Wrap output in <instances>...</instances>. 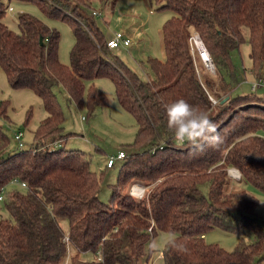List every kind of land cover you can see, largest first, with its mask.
<instances>
[{
  "label": "trees",
  "instance_id": "1",
  "mask_svg": "<svg viewBox=\"0 0 264 264\" xmlns=\"http://www.w3.org/2000/svg\"><path fill=\"white\" fill-rule=\"evenodd\" d=\"M12 1L0 0V68L13 88L35 92L48 115L31 148L9 150L0 127V264H150L161 232L173 236L163 252L166 264H263L261 202L242 185L264 192V96L258 89L233 92L243 76L261 77L264 0H154L173 14L162 28L166 57L145 62L155 75L148 80L108 47L111 37L94 15L95 3L119 0H19L71 24L76 44L70 66L60 60L61 33L41 19L23 12L20 31L9 27ZM194 31L204 39L215 73L195 61L189 41ZM245 44L250 63L240 79L233 55ZM100 78L113 80L121 105L137 120L134 146L143 149L120 160L109 202L100 197L101 178L90 155L65 146L72 133L65 132L55 91L63 86L69 102L94 113L110 105L94 84ZM178 99L218 125V148L191 155L187 143L176 144L165 107ZM7 109L0 101L1 116ZM232 168L240 171L239 180L230 176ZM139 181L148 185L141 199L128 191ZM15 182L26 185L13 187ZM216 228L240 237L234 251L206 241Z\"/></svg>",
  "mask_w": 264,
  "mask_h": 264
},
{
  "label": "rangeland",
  "instance_id": "2",
  "mask_svg": "<svg viewBox=\"0 0 264 264\" xmlns=\"http://www.w3.org/2000/svg\"><path fill=\"white\" fill-rule=\"evenodd\" d=\"M10 7L13 11L8 12L6 22L16 32L20 31L18 16L23 12L36 16L51 28L58 30L61 33L60 60L63 64L70 66L71 52L75 47L76 37L68 21L49 16L34 2L15 0L11 2ZM160 7L161 5L154 0H119L117 4L109 2L104 6L95 3V10L102 11V15L97 18L98 22L108 38L116 32H125L132 39L131 46L120 47L113 53L120 56L144 80L155 77L145 64L146 60L149 57L159 59L165 57L162 28L173 13L165 8L160 9ZM249 53V44L243 45L240 51L234 52L233 61L240 71V79L244 73V64L249 67ZM201 68L203 69V67ZM240 83L234 89L235 96L251 94L255 83L260 84L256 93L259 96H264V68L260 78L248 74L247 79L243 76ZM94 84L104 91L110 101L108 107L98 108L94 113L86 104L80 108L75 103L69 102L68 94L63 86H57L55 91L65 112V132L72 133L65 141V146L67 149L84 150L90 155L92 169L101 178L100 197L103 201L109 202L112 187L117 183L122 163L116 161V166L109 170L107 168L108 157L118 154L121 150L132 154L143 149L134 146L138 132L137 120L118 100L113 80L100 78ZM0 101L6 102L8 105L7 117L0 115V127L9 138L8 149L22 150L15 140L16 133L21 130L24 132V149L33 147L41 121L48 115L43 100L30 89L13 88L5 71L0 68ZM176 144L178 145L177 141ZM135 183L148 187L141 181ZM18 185L22 186L18 183L12 186ZM242 187L249 189L260 200L258 211L262 217L260 220L264 224V192L249 184H244ZM129 189L130 187H128V191ZM0 206H3L1 202ZM2 214L9 217L5 208L2 210ZM64 230L66 234L69 233V223L64 224ZM172 238L170 233L165 232L159 233L154 238L150 264H166L163 252ZM239 238L238 235L219 228L206 234L208 243L218 244L229 251H234L237 248ZM85 258H93V255H88Z\"/></svg>",
  "mask_w": 264,
  "mask_h": 264
},
{
  "label": "clouds",
  "instance_id": "3",
  "mask_svg": "<svg viewBox=\"0 0 264 264\" xmlns=\"http://www.w3.org/2000/svg\"><path fill=\"white\" fill-rule=\"evenodd\" d=\"M167 128L179 146L187 143L190 154L203 153L208 148H218L223 138L218 131V125L207 112L190 104L184 99H178L165 107Z\"/></svg>",
  "mask_w": 264,
  "mask_h": 264
},
{
  "label": "built area",
  "instance_id": "4",
  "mask_svg": "<svg viewBox=\"0 0 264 264\" xmlns=\"http://www.w3.org/2000/svg\"><path fill=\"white\" fill-rule=\"evenodd\" d=\"M94 15L95 16H99L102 15V11H94ZM190 47H191V51L193 54V57L195 59V61H200L201 63H203L205 65V67L211 71L212 73H215V65L212 59V56L207 48V45L204 41V39L202 38L201 34L198 31H194L192 32L190 38ZM108 47L110 49H118L120 47H125V46H131L132 45V39L125 33V32H116L114 33L113 36H111L110 39H108ZM260 87L259 83H255L253 84V91L257 90ZM211 100L214 104L217 103V100L211 96ZM83 120H86V118H83ZM15 140L19 143V147L20 149H24L25 147V143H24V132L21 130L18 133H16L15 135ZM36 150V149H35ZM128 155V153L125 150H121L118 154L116 155H110L108 157V164H107V168L111 169L116 161H120L122 159H124L126 156ZM229 174L230 176H232L233 178L236 179H240L241 178V173L238 169L232 168L229 170ZM17 183V182H15ZM26 184L23 183L22 186H25ZM148 192V187H146L143 184H139V183H133L132 186H130L129 189V193L130 195H132L133 197L137 198V199H141L143 198L146 193ZM3 198V194L0 195V199ZM66 242H68V244L70 243V237L67 235L65 238Z\"/></svg>",
  "mask_w": 264,
  "mask_h": 264
},
{
  "label": "crops",
  "instance_id": "5",
  "mask_svg": "<svg viewBox=\"0 0 264 264\" xmlns=\"http://www.w3.org/2000/svg\"><path fill=\"white\" fill-rule=\"evenodd\" d=\"M162 43H163V50H164V53H165L164 42H163V36H162ZM165 57H166V54H165ZM165 57H164V58H165ZM149 58H154V57H149ZM149 58H148V59H149ZM164 58H163V59H164ZM148 59H147V60H148ZM147 60H146V61H147ZM252 90H253V89H252ZM261 134L263 135L264 133H261ZM109 170H110V169H109ZM234 179H235V178H234ZM236 180H237V179H236Z\"/></svg>",
  "mask_w": 264,
  "mask_h": 264
},
{
  "label": "water",
  "instance_id": "6",
  "mask_svg": "<svg viewBox=\"0 0 264 264\" xmlns=\"http://www.w3.org/2000/svg\"><path fill=\"white\" fill-rule=\"evenodd\" d=\"M41 43H43V39H41Z\"/></svg>",
  "mask_w": 264,
  "mask_h": 264
}]
</instances>
